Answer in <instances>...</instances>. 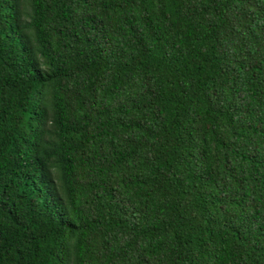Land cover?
<instances>
[{"label":"trees","instance_id":"trees-1","mask_svg":"<svg viewBox=\"0 0 264 264\" xmlns=\"http://www.w3.org/2000/svg\"><path fill=\"white\" fill-rule=\"evenodd\" d=\"M0 264H264V0H0Z\"/></svg>","mask_w":264,"mask_h":264}]
</instances>
